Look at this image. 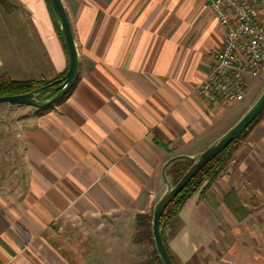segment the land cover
I'll return each instance as SVG.
<instances>
[{
    "label": "crops",
    "instance_id": "1",
    "mask_svg": "<svg viewBox=\"0 0 264 264\" xmlns=\"http://www.w3.org/2000/svg\"><path fill=\"white\" fill-rule=\"evenodd\" d=\"M4 1L0 75L63 72L45 0ZM61 3L78 57L72 88L40 110L7 105L21 118L0 119L3 133L19 130L25 163L20 184L0 188V264H141L136 219L152 218L170 162L195 156L241 117L196 91L225 29L204 0ZM256 7L264 25V0ZM256 126L257 157L204 181L164 222L177 264H264V117ZM230 190L242 219L223 202Z\"/></svg>",
    "mask_w": 264,
    "mask_h": 264
},
{
    "label": "built area",
    "instance_id": "2",
    "mask_svg": "<svg viewBox=\"0 0 264 264\" xmlns=\"http://www.w3.org/2000/svg\"><path fill=\"white\" fill-rule=\"evenodd\" d=\"M204 1L225 35L221 48L208 54V70L197 84V95L207 104H232L244 98L250 78L264 76V25L257 21L258 0Z\"/></svg>",
    "mask_w": 264,
    "mask_h": 264
},
{
    "label": "water",
    "instance_id": "3",
    "mask_svg": "<svg viewBox=\"0 0 264 264\" xmlns=\"http://www.w3.org/2000/svg\"><path fill=\"white\" fill-rule=\"evenodd\" d=\"M47 3L53 11L61 34L62 43L65 48L67 58V68L62 78L58 79L57 84L53 87L56 93L45 101L37 99V91L31 90L26 93L10 96H0V102H5L11 105H28L35 108H47L56 102L62 95H64L72 86L78 72V57L74 44L70 24L61 3V0H47ZM264 110V88L249 106V108L242 114V116L223 134L213 140L204 150L189 157L192 161L188 169L178 179V181L171 185L164 177L166 188L158 200L155 202L152 209L151 218V234L156 253L162 264H175L171 259L163 238L160 228V218L163 211L168 204L180 193L186 184L217 154L224 150L231 142L240 138L246 129L253 124L254 121L262 114Z\"/></svg>",
    "mask_w": 264,
    "mask_h": 264
},
{
    "label": "trees",
    "instance_id": "4",
    "mask_svg": "<svg viewBox=\"0 0 264 264\" xmlns=\"http://www.w3.org/2000/svg\"><path fill=\"white\" fill-rule=\"evenodd\" d=\"M1 1L3 3H5L4 0H1ZM45 2L47 4V8H48V11L51 15V18L53 20L55 31L57 33V36H58L60 42H61V46L63 48V51L65 52V48H64V45L62 43L61 34L59 31L57 19L54 15L53 11L49 7L47 0H45ZM65 55H66V52H65ZM66 68H67V66H66ZM66 68L63 72L59 73L54 78L49 79V80H47V79L14 80V79L9 78L6 75H0V96L17 95V94L29 92L31 90H35V91H37V99H39L41 101H45L56 93V91L54 90L53 87L57 84L56 81L63 77V75L66 71ZM71 88H72V86L70 87V89ZM37 110H40V109L37 108ZM238 139L231 142L224 150H222L212 160H210L186 184V186L180 191V193L168 204V206L163 211L161 218H160L161 231H162V226H163L164 222L166 221V219L170 215H172L173 213L177 212L182 207V205L186 202V200L202 186L204 181L209 182L218 176V174L221 172V170L223 168V164L227 161V156H228L231 148L238 141ZM191 163H192V161L185 158V157L176 158L170 162L169 167L165 171V174L169 177V180H170L172 185L178 181V179L188 169V167L191 165ZM202 189H201V191H202ZM223 202L229 208V210L231 211V213L233 214V216L237 220L242 219L244 217L245 211H244L243 207L241 206L240 202L238 201V198H237V196L233 190H230L224 196ZM136 221H137V223H136L137 228L139 229L136 236L137 237L139 236L140 242L144 241V242H147L149 244L154 245L153 239H152V234H151V215H148V216L138 215ZM162 238H163L165 247H166L171 259L173 260V262L175 264H177L176 259L173 257V255L171 254V252L167 246V243H166V240H165L163 234H162ZM150 256L151 257L149 259H147L146 261H143L141 264H162V262L160 261L155 249H153L151 251Z\"/></svg>",
    "mask_w": 264,
    "mask_h": 264
},
{
    "label": "rangeland",
    "instance_id": "5",
    "mask_svg": "<svg viewBox=\"0 0 264 264\" xmlns=\"http://www.w3.org/2000/svg\"><path fill=\"white\" fill-rule=\"evenodd\" d=\"M261 80L262 76L250 78L248 80V88L244 99L235 102V104L232 103L233 112L239 115L241 113L243 114L249 108V106L254 102V100L258 97V95L264 88V82ZM7 105L11 104L0 102V119H2V117L4 116L7 118H14V116H16L20 119V114L14 115L13 113H11L9 110V106ZM242 114L240 116H242ZM239 117H236V119ZM259 117L257 118L258 121L250 128H248L247 131L231 148L227 156V161L223 164V168L219 174L225 175L227 172H235L238 169V166L243 164L245 158H255L257 157V154L260 153V150L258 149L256 143H258V139L261 134L256 125H258L262 121L264 112ZM236 121H234V123ZM2 134H6L9 142L3 141L2 139V141L0 140V188H3L5 185L11 186L20 184V177L25 171V163L23 159L24 147L22 142L20 141L19 130H15L13 128L10 130H6V133H3V131L0 130V137L3 136ZM153 249L155 248L152 244H149L147 242L146 245L141 244L140 250L143 257L145 256L144 259H149L151 257L150 255Z\"/></svg>",
    "mask_w": 264,
    "mask_h": 264
}]
</instances>
